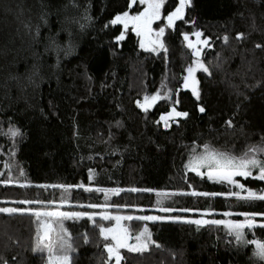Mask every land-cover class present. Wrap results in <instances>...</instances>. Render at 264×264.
Segmentation results:
<instances>
[{
	"label": "trees",
	"instance_id": "trees-1",
	"mask_svg": "<svg viewBox=\"0 0 264 264\" xmlns=\"http://www.w3.org/2000/svg\"><path fill=\"white\" fill-rule=\"evenodd\" d=\"M177 5L166 0L163 15ZM133 7L131 0H0V208L22 210L0 212V264H46V253L33 251L28 210L91 214L93 204L134 217L173 209L167 220L128 222L132 232L147 224L152 244L121 251V264H264L254 245L221 226L186 222L264 213V201L238 200L228 193L239 189L188 168L204 145L234 155L264 146V0H191L175 27L158 22L167 51L155 52L111 23ZM195 32L208 41L200 55L208 72L195 73L199 99L184 87L195 59L184 35ZM157 93L163 98L144 111V98ZM173 107L188 116L165 127L160 117ZM236 179L264 191V181ZM64 228L72 264H109L108 241L92 221L65 220ZM245 236L264 241V229Z\"/></svg>",
	"mask_w": 264,
	"mask_h": 264
},
{
	"label": "snow or ice",
	"instance_id": "snow-or-ice-1",
	"mask_svg": "<svg viewBox=\"0 0 264 264\" xmlns=\"http://www.w3.org/2000/svg\"><path fill=\"white\" fill-rule=\"evenodd\" d=\"M166 0H131V4L135 5L137 3L146 5L144 11L139 12L137 15H129L126 11L122 15H117L111 23L113 25L122 24L125 31H127L129 25L132 26L133 30L138 36H140L141 42L140 47L148 51H157V48L167 51L164 47L162 37L165 34V27H159L158 30L153 29V24L156 21L164 19L167 21V28H173L177 21L184 20L185 8L191 4V0H179V6L175 8L174 11L170 12L168 15L164 16L162 9L164 8ZM196 39L193 41L188 34L184 35V40L187 41V47L192 49V54L197 58L201 55V49L198 45H207V39L202 40L201 32H195L193 34ZM125 37L121 34L117 37V40H123ZM227 40V37H225ZM259 47V45L257 46ZM195 66H189L187 71V76L184 77V87L191 88L193 94L199 99V92L196 85L198 81L196 80L195 73L198 69H202L204 72H208V68L197 59L194 62ZM159 93L154 96L144 98V103L139 106L148 111L149 107L153 106L154 103L162 99ZM171 99V97H167ZM139 103V102H138ZM178 103V101H176ZM201 112L204 108L199 109ZM187 112L177 111L175 107L171 111L160 117V120L164 122V126L168 127L169 121L174 120L176 117H187ZM159 123V121H158ZM231 126L232 122H227ZM13 137L20 135L18 129L10 130ZM204 153L196 156L192 161L189 162L188 168L195 172L198 176L207 177V179L212 180L216 183H226L230 186H234L239 189V191H234L228 193L230 196L236 197L238 200L242 201H264V191L256 192L248 189L245 184L240 183L236 177H243L245 180L252 178L254 180L264 181V146H249L246 151L240 155H234L228 152H221L209 145H204ZM205 169V171H202ZM255 173V175H254ZM23 175V172H21ZM40 187H48L46 185H41ZM51 187L62 188L66 192L71 186L64 185H52ZM83 187V185H80ZM91 191L92 189H88ZM99 191H104L99 189ZM112 192H118V190H110ZM131 191H137L136 189H131ZM242 194V193H245ZM191 195H220V194H209V193H197L192 192ZM158 196H167V193H157ZM107 199V195H106ZM20 203L31 204L33 201H21ZM35 203H44L37 201ZM51 203V202H50ZM91 208L100 207L99 205H88ZM22 211L18 209H6L0 208V212H17ZM29 213L35 218V235H36V245L33 249L34 252L45 254L43 257L46 259V264H72L71 253L74 251L70 243V234L64 228L65 220H78L81 218H87L94 224L95 227L99 229L100 236L103 237L108 243L104 244V249L107 253V258L109 264L114 259L115 264H121L124 260V256L121 253L122 249H126L128 252H143L147 250L149 242L151 240V234L147 227H144L139 234L133 236L130 232L129 226H126L123 221L141 220L150 221L160 219L155 216H122V215H111L107 211L100 213V219L105 221H114L112 227H105L103 224H98L96 222V214H89L87 212L78 211H60V210H28ZM160 211L171 212V208H160ZM183 211H192L190 209H184ZM225 216H231V212H225ZM245 216L243 221L234 220H223V219H213V220H187L186 222L202 225V224H212L224 226L229 234H231L237 243L241 244H251L255 246V255L264 260V241L261 240H248L245 236V230L251 231L252 229L259 227L264 229V222L258 223L256 217H264V213H244ZM134 239L135 244L129 241ZM59 249V251H58Z\"/></svg>",
	"mask_w": 264,
	"mask_h": 264
},
{
	"label": "rangeland",
	"instance_id": "rangeland-1",
	"mask_svg": "<svg viewBox=\"0 0 264 264\" xmlns=\"http://www.w3.org/2000/svg\"><path fill=\"white\" fill-rule=\"evenodd\" d=\"M132 6H134L136 9H137V12L135 11V12H131V14L129 13V15H137V14H139V12H142V11H144V9H145V7H146V5H144V4H140V3H137V4H135V5H133V4H131ZM179 6V0H178V5L176 6V7H178ZM133 7V8H134ZM186 9H187V7L185 8V11H186ZM175 10V9H174ZM173 10V11H174ZM134 11V10H133ZM134 13V14H133ZM160 21V20H159ZM159 21H156L154 24H153V29H155V30H158V28L159 27H165L164 25H159L158 24V22ZM156 24L158 25V27H156ZM128 28H130V29H132L133 30V28H132V26L131 25H129V27ZM134 31V30H133ZM135 32V31H134ZM136 33V32H135ZM137 35V34H136ZM138 36V35H137ZM138 38H139V41L141 42V37L140 36H138ZM162 39V38H161ZM196 39V38H195ZM195 39H192L193 41H195ZM186 42V44H187V41H185ZM198 47L201 49V51H202V49L205 47V45H203V44H201V45H198ZM144 49V48H143ZM157 49H159V48H157ZM145 50V49H144ZM195 57V59H194V61H193V65L192 66H195L194 65V62L197 60V59H199L200 60V57L199 58H197L196 56H194ZM199 70H201V69H198L197 71H199ZM196 71V72H197ZM187 76V75H186ZM196 87H197V85H196ZM188 89H190L191 90V88L189 87ZM192 91V90H191ZM144 103V101L141 103V104H143ZM150 108V107H149ZM143 109V108H142ZM204 151H205V149H203L200 153H198V154H195L193 157L195 158L196 156H199V155H201V154H203L204 153ZM202 171H205V169H202ZM0 174H1V172H0ZM100 206V205H99ZM60 210V211H64V210H62V209H60V208H54L53 210ZM92 210H94L95 212V214H96V217L95 218H100V213H103V212H105V211H107L109 214H111V215H122V216H127V214H118V213H114V212H111L110 210H109V207H107V206H100V207H97V208H91ZM156 212H158L159 214H161V215H155V214H152V215H146V216H155V217H159L160 219H157V220H167V219H169V216H168V214L169 213H171V212H164V211H160V209H158V210H156ZM90 214V213H89ZM92 214V213H91ZM224 215V214H223ZM223 220H234V221H243L244 219H245V216L244 215H241L240 216V219H236V217H235V215H231V216H225L224 215V217L222 218ZM256 219H260V217L258 216V217H256ZM204 220H213V219H204ZM218 220V219H217ZM102 221H104L105 223H107L108 224V226L107 227H112L113 225H114V221H105V220H102ZM151 222L152 221H156V220H150ZM150 221H146V222H150ZM128 222H130V221H123L122 223H124L126 226H129L128 225ZM257 222L258 223H260V222H264V221H262V220H257ZM212 225V224H211ZM220 225H212V227H219ZM144 227H147L148 228V226H147V224L146 225H144L141 229H139V231L138 232H132L131 231V229H130V232L132 233V235L133 236H135V235H137V234H139V232L140 231H142L143 230V228ZM223 229H224V231L227 233V234H229V232L227 231V229L224 227V226H221ZM149 230V229H148ZM245 231H247V230H245ZM229 235H231V234H229ZM232 236V235H231ZM130 243H132V244H135L136 243V241L134 240V239H132V240H130L129 241ZM152 244V241L150 240V242H149V245H148V247L150 246ZM121 251H127L126 249H122ZM133 253H136V252H133ZM264 261V260H263ZM115 264V263H114Z\"/></svg>",
	"mask_w": 264,
	"mask_h": 264
}]
</instances>
